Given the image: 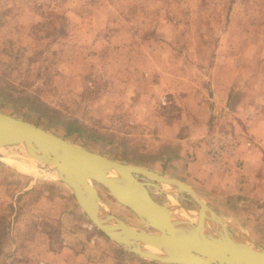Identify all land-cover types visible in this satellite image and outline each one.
<instances>
[{
    "label": "rangeland",
    "instance_id": "374dc122",
    "mask_svg": "<svg viewBox=\"0 0 264 264\" xmlns=\"http://www.w3.org/2000/svg\"><path fill=\"white\" fill-rule=\"evenodd\" d=\"M244 74L264 76V0H0V110L165 176L180 170L165 159L166 142L185 129L167 130L166 122L188 120L192 91L202 106L214 83L227 87ZM162 77L174 86L166 89ZM3 157L0 264H170L111 241L49 165ZM96 188L102 206L148 229ZM149 190L171 203V195Z\"/></svg>",
    "mask_w": 264,
    "mask_h": 264
},
{
    "label": "water",
    "instance_id": "95a60500",
    "mask_svg": "<svg viewBox=\"0 0 264 264\" xmlns=\"http://www.w3.org/2000/svg\"><path fill=\"white\" fill-rule=\"evenodd\" d=\"M0 148L11 151L0 156L18 155L49 164L92 223L127 251L170 264H264V246L203 201L194 187L181 179L106 157L1 110ZM94 183L130 209L148 229L102 206ZM149 187L189 201L193 209L179 203H160ZM186 210L191 213L185 214Z\"/></svg>",
    "mask_w": 264,
    "mask_h": 264
},
{
    "label": "crops",
    "instance_id": "0c3cea01",
    "mask_svg": "<svg viewBox=\"0 0 264 264\" xmlns=\"http://www.w3.org/2000/svg\"><path fill=\"white\" fill-rule=\"evenodd\" d=\"M238 60L236 57L235 62ZM188 78L191 77L185 80ZM161 80L167 83L166 89L174 86L165 77ZM228 82L227 87L214 83L213 97L203 100L202 106H197L198 92L192 91V97L197 98L192 112L187 110L188 120L166 122L170 124L167 130L173 126L182 129L184 124L185 129L182 135L166 142L165 159L180 167L173 177L195 180L197 186L193 187L203 201L253 240L264 242V76L257 79L244 74ZM250 82L252 87L248 86ZM222 90L225 99L220 96ZM228 97L231 105L227 104ZM209 126L216 133L231 134L235 140L234 147L219 163H212L204 149L203 136L209 133Z\"/></svg>",
    "mask_w": 264,
    "mask_h": 264
},
{
    "label": "built area",
    "instance_id": "2783aa9c",
    "mask_svg": "<svg viewBox=\"0 0 264 264\" xmlns=\"http://www.w3.org/2000/svg\"><path fill=\"white\" fill-rule=\"evenodd\" d=\"M235 140L229 133H211L206 139L205 152L212 163H219L222 157L234 147Z\"/></svg>",
    "mask_w": 264,
    "mask_h": 264
},
{
    "label": "bare ground",
    "instance_id": "6f19581e",
    "mask_svg": "<svg viewBox=\"0 0 264 264\" xmlns=\"http://www.w3.org/2000/svg\"><path fill=\"white\" fill-rule=\"evenodd\" d=\"M9 149L10 148H0V153H4V154H8L9 152H11V151H9ZM3 158H10L9 156H4ZM29 161H36V160H34V159H28ZM40 162H43V161H40ZM44 163V162H43ZM47 165H49V164H47ZM143 179H145V178H143ZM145 180H147V179H145ZM94 185H95V187H98V186H100V184H97V183H94ZM168 198H169V200L168 201H170L171 203H177L176 202V200L173 198V197H171V196H168ZM174 211H177L176 209H174ZM184 213L185 214H189V213H191V212H189L188 210H186V211H184ZM140 227V226H139ZM147 227V226H146ZM140 228H142V227H140ZM142 229H145V228H142ZM145 230H147V229H145ZM154 251H156L155 249H153Z\"/></svg>",
    "mask_w": 264,
    "mask_h": 264
}]
</instances>
